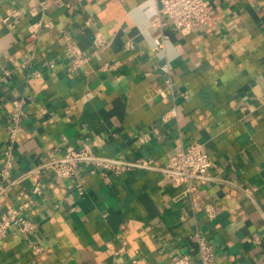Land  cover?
I'll list each match as a JSON object with an SVG mask.
<instances>
[{
  "label": "crops",
  "instance_id": "0c3cea01",
  "mask_svg": "<svg viewBox=\"0 0 264 264\" xmlns=\"http://www.w3.org/2000/svg\"><path fill=\"white\" fill-rule=\"evenodd\" d=\"M207 1L210 20L183 34L156 22L159 0H0V172L13 101L28 97L2 209L28 203L37 224L0 237V264H201L197 231L215 264H264V0ZM196 140L213 164L186 194L166 168ZM69 146L152 166L79 162L80 193L37 170Z\"/></svg>",
  "mask_w": 264,
  "mask_h": 264
},
{
  "label": "built area",
  "instance_id": "2783aa9c",
  "mask_svg": "<svg viewBox=\"0 0 264 264\" xmlns=\"http://www.w3.org/2000/svg\"><path fill=\"white\" fill-rule=\"evenodd\" d=\"M158 14L156 22L159 23L162 16H167L172 23L174 30L183 34H189L195 31L199 26L207 23L211 18L210 6L207 0H159ZM9 17L6 18L8 20ZM36 29L32 30V36L36 35ZM164 40L168 35L164 34ZM161 47L157 46L156 49ZM85 57L81 54L77 55L76 60L70 66L76 69L84 62ZM164 72H169V64L165 63L161 66ZM28 97L22 95L13 101V112L11 116V124L8 126L10 144L6 148L5 162L0 172V237H6L12 228L28 236L33 231L37 224L34 220L25 215V209L28 203H23L16 207L3 210V204L7 199L11 189V183L7 180L11 174L13 164V139L17 132L22 128V122L26 115L25 105ZM177 107L173 106L171 110L164 115V120L171 117H177ZM79 162H91L97 168L103 170H113L117 174H121L128 169L136 166L151 167V160L139 158L135 161L125 160L122 157L110 158L95 155L87 146L76 147L69 146L64 157L51 158L43 162L37 170L43 172H52L60 177L73 178L76 180L77 189L83 193L84 188L80 179L77 177V167ZM213 161L208 152L203 148L199 141H193L188 146L178 145L175 152L169 159L166 168L167 177L176 184L187 183L186 194H192L196 185L192 184V180H198L200 183L207 181L209 169ZM42 184H37L35 192L41 193ZM208 215L211 218L216 216L212 207L207 208ZM192 238L196 244V251L200 258L201 264H215L217 252L207 238L201 232H195ZM191 255L183 254L174 259L171 264H190Z\"/></svg>",
  "mask_w": 264,
  "mask_h": 264
}]
</instances>
